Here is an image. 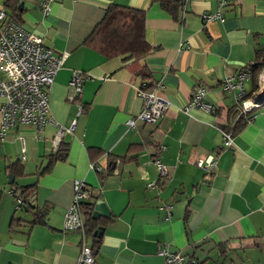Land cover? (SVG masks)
I'll return each instance as SVG.
<instances>
[{
  "label": "crops",
  "instance_id": "obj_1",
  "mask_svg": "<svg viewBox=\"0 0 264 264\" xmlns=\"http://www.w3.org/2000/svg\"><path fill=\"white\" fill-rule=\"evenodd\" d=\"M110 3L145 10L148 52L107 56L88 44ZM21 9L20 24L64 54L50 112L75 126L61 137L65 158L44 171L60 144L54 123L20 124L0 137V264L76 263L81 232L62 227L75 178L87 182L91 211L101 209L97 264H165L157 253L165 243L196 264H264V95L254 94L264 63L253 64L244 81L245 95L259 101L246 118L238 117L237 90L222 86L225 76L264 59V0H186L180 19L151 0H51L48 13L39 0H23ZM217 10L223 19L210 16ZM73 70L86 74L76 100L69 98ZM143 73L171 101L156 123L136 118ZM199 84L215 109L183 110ZM225 128L233 129L230 146L223 145ZM207 154L216 156L211 172L195 164ZM15 161L22 168L14 175L7 165ZM91 161L108 171L90 168ZM32 183L35 206L17 208L10 189ZM35 210L41 217L33 221ZM87 239L93 243L90 233Z\"/></svg>",
  "mask_w": 264,
  "mask_h": 264
},
{
  "label": "built area",
  "instance_id": "obj_2",
  "mask_svg": "<svg viewBox=\"0 0 264 264\" xmlns=\"http://www.w3.org/2000/svg\"><path fill=\"white\" fill-rule=\"evenodd\" d=\"M51 0H39V6L48 13ZM211 17L223 19L220 10L210 14ZM64 54H57L52 47L45 45L42 38L36 33L24 28L19 21L10 19L5 9L0 10V137L4 138L5 133L12 127L29 123L41 128L44 124L52 122L57 127L55 143L59 144L65 130H72L75 120L70 126L64 127L56 121L50 112V89L57 70L61 67ZM256 61L247 64L235 75L229 74L223 78L222 86L225 90H237L239 99L236 108L238 117L241 114H248L259 101L254 96L245 95L244 81L252 76V65ZM259 80L255 95L264 92V64L259 71ZM86 77L80 70H73L69 79V98L76 100L80 95L82 83ZM137 93L142 100V108L136 115L146 122L156 123L165 113L171 101L160 90V84L156 82L148 87L147 80L141 79L137 87ZM206 86L196 85L193 87L189 100L182 107L188 111L198 107L206 111H213L215 105L205 98ZM82 110L79 102L78 111ZM135 119L128 118L127 125L134 126ZM223 132V145L232 144L233 129L225 128ZM159 169L160 174H165V166L159 157L153 160ZM195 164L205 172H211L216 166V156L207 154L196 158ZM89 167L98 172H106L107 166L97 161L89 162ZM149 186H156L153 181L148 182ZM16 196L19 205L22 197L17 191L10 189ZM90 192L87 182L82 178L73 180V196L70 204L64 213L63 230H78L81 232V248L75 264H97L94 257L91 243L87 239L85 210L89 205ZM169 209L170 204H165ZM157 253L160 254L165 264H195V260L188 257L181 250H171L167 243L160 244Z\"/></svg>",
  "mask_w": 264,
  "mask_h": 264
},
{
  "label": "trees",
  "instance_id": "obj_3",
  "mask_svg": "<svg viewBox=\"0 0 264 264\" xmlns=\"http://www.w3.org/2000/svg\"><path fill=\"white\" fill-rule=\"evenodd\" d=\"M152 2H157L163 10L169 13L173 18L180 19L181 14L184 10L186 0H151ZM20 0H5V11L6 15L10 19H15L20 22V15L22 9L19 7ZM145 10L141 8H136L126 5H118L115 3H110L104 12V15L99 23L92 30L90 35L87 37L88 44L102 52L107 56L128 53L129 55L140 56L148 52L152 46L145 39ZM258 63V64H257ZM264 63L263 60H257L256 65L253 67L259 68V65ZM143 78L147 80L148 87L154 85V80L149 77V74L143 73ZM241 116V117H240ZM240 118H246L247 114H241ZM237 119L238 121L240 120ZM242 124V123H238ZM237 124V125H238ZM67 145L60 141L58 148L53 152L43 171L51 166V164L57 159H64L66 156ZM8 168L12 170L13 174L16 173V168H22V165L15 161L9 163ZM109 169V166H108ZM108 171V170H107ZM18 172V171H17ZM21 172V171H19ZM14 182V181H13ZM15 183V182H14ZM17 184V183H16ZM34 184L29 186L19 187L15 185L11 189L18 192L22 197V202L19 205L17 203V208L24 207L30 210L35 206L34 203ZM92 207L89 204L85 210L86 216V232L92 235L93 243H91L92 251L95 250L99 237L94 234V231L99 227L98 219L92 216ZM36 211V210H35ZM37 217L33 221L39 219L41 214L39 211L35 212ZM19 221V218L13 216V220ZM11 219V223L13 222ZM40 221V220H38ZM195 260V259H194ZM196 264V262H195Z\"/></svg>",
  "mask_w": 264,
  "mask_h": 264
},
{
  "label": "water",
  "instance_id": "obj_4",
  "mask_svg": "<svg viewBox=\"0 0 264 264\" xmlns=\"http://www.w3.org/2000/svg\"><path fill=\"white\" fill-rule=\"evenodd\" d=\"M22 5H23V0H20V2H19V7L22 8ZM8 179H9V182H12V181H13V174H12V173H9V174H8ZM99 211H101L100 207L95 206V209H94L93 212H92V216L96 218V217H97V214H98ZM102 228H103V227L99 226V227L94 231V234H96V235H101V233H102Z\"/></svg>",
  "mask_w": 264,
  "mask_h": 264
},
{
  "label": "bare ground",
  "instance_id": "obj_5",
  "mask_svg": "<svg viewBox=\"0 0 264 264\" xmlns=\"http://www.w3.org/2000/svg\"><path fill=\"white\" fill-rule=\"evenodd\" d=\"M261 95H264V92H263V93H261L259 96H261Z\"/></svg>",
  "mask_w": 264,
  "mask_h": 264
}]
</instances>
